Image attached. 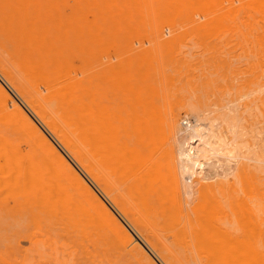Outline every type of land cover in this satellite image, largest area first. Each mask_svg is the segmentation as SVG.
Returning <instances> with one entry per match:
<instances>
[{
	"label": "rangeland",
	"instance_id": "374dc122",
	"mask_svg": "<svg viewBox=\"0 0 264 264\" xmlns=\"http://www.w3.org/2000/svg\"><path fill=\"white\" fill-rule=\"evenodd\" d=\"M25 7L0 9V62L10 73L7 79L0 72V83L9 107L16 101L56 141L114 221H92L75 198L68 206L79 221L67 219L62 204L24 191L2 166L0 264H241V252L245 264H264V0H25ZM36 88L52 94L48 106L61 120L66 114L84 127L102 121L130 150L154 155L152 163L130 165L132 176L144 175L138 184L110 174L139 225L28 107ZM194 110L215 124L227 146L237 138L240 150L218 158L219 167L206 165L208 176L220 174L196 182L190 195L180 185L178 216L164 158L173 143L166 120L173 114L175 131L184 129ZM148 128L155 129L152 140ZM10 146L33 149L21 129L0 122V165ZM213 237L221 246L210 251L203 244L214 245Z\"/></svg>",
	"mask_w": 264,
	"mask_h": 264
},
{
	"label": "bare ground",
	"instance_id": "6f19581e",
	"mask_svg": "<svg viewBox=\"0 0 264 264\" xmlns=\"http://www.w3.org/2000/svg\"><path fill=\"white\" fill-rule=\"evenodd\" d=\"M5 6H10V8H13L16 11L26 8L25 0H0V9L1 10L4 9ZM0 72L5 78L10 79V73L5 70L1 62H0ZM1 84L2 83H0V122L9 123L21 129V131L27 136L28 140L31 142L33 149L30 153L29 152L25 153L24 150L21 151L18 147L15 148L10 146L9 150H7L6 153H4V157L2 156L3 160L1 159V163H3L4 165L3 164L0 165L1 166L0 168H2V166L3 169L4 167H6L9 176L14 178L10 180H13V182L15 183L17 182L19 186L21 185V187H23V190L25 187V190L27 189L26 192L29 191L30 193L33 194V196H35L34 194L37 195L39 194V196L42 195L40 197L42 198V200L43 198L45 199L44 201L45 203L49 201L55 204H60V205L62 204L63 207H65L64 214L67 219H71V220L73 219L74 221H79V217L76 216L77 213L71 210V208L68 206V204H70V201H72L75 198L78 202H80L85 206L86 212L89 214V217L91 218L92 221H97L101 225L104 224L108 226L107 222L112 221L114 217L112 213L109 211L105 202L102 201L103 199L100 198L101 196L98 195V192L95 191V188L91 186L90 182H88L89 180L86 181V179L81 176L82 174L79 175L76 172V170L67 162V160L64 158V156L56 147L54 143L56 141L55 140L52 141L51 140L52 138L50 139L49 138L50 136L48 137V135H46V132H44L42 128L40 129V127L33 121L34 119L30 117V115H27V112L24 111V108H22V106L18 104L14 99L13 100L15 102L12 100L14 102L13 103L14 108H12V110L10 109L9 107L10 93L7 92L5 87H3ZM40 88H42V86ZM20 94L24 96V94H22V91L20 92ZM35 94H36L35 100L28 101L27 104L28 107H30L31 110L34 111V113L40 119L43 125L52 133L53 137H55V139L58 140L59 142L58 144H60L64 149H66L67 152L69 151L72 153V155L74 156L80 167L84 169L87 175L93 180V182L98 186V188H100L99 190L100 191L102 190V192L107 196V198L110 199L109 201L113 203V205L122 213V215L124 214L127 220H130L132 223L139 225L140 224L139 218L132 211L130 206H128L127 201L122 197V195H120L119 192H117L118 188L112 184L110 174L113 176H117V178H119L124 182L129 180L130 178H135L134 183H136L137 180L138 181L137 184H138L140 180H143L144 175L140 174L138 175V177L132 176L130 173V165L135 161L136 163H141V162L152 163L151 161L153 160L154 155L152 153L143 154L142 152H136L130 150L129 147L126 146V144L121 142L119 138L118 130L114 127L106 126L105 123H103L102 121L91 120L90 126L84 127L81 125H76L75 120H73L72 118L69 117V115L67 116L66 114H65L66 118H64V120L63 119L61 120L52 112L51 108L48 106L52 98V94L50 93L43 94L38 88L35 89ZM195 110L193 113L194 116L192 115L195 120L192 123L189 122L188 125L186 124L187 127L184 129L180 128L178 131H175V122H174L173 114H171L169 118L166 120L169 126L167 130V136L169 139L171 140L173 139L172 140L173 143L169 146L168 149H165L166 154L164 158L167 168L170 171V175L172 179V187L174 192L172 198L176 202L175 208L177 210L176 212L177 214L179 213L177 208V203L180 204V199H179L180 198L179 191L181 189L180 185H182L183 187L181 190L184 189L186 195L187 196L190 195L189 193L193 192V188H194L193 185L196 182L202 184L203 181L206 182L213 178L214 174L213 176H208L207 173L206 174L204 173L206 165L214 164L215 166L217 162H220L219 159L221 157L222 158L224 157L227 160L229 157H234L236 154L235 152L240 150V148H238L237 138H234L233 140L234 143L230 144L231 147L227 146L228 143H226L225 136L223 137L221 135H218L217 133L218 130L216 132L215 124L211 121L208 122L204 116L202 117L201 114H199V111L196 113ZM159 129L160 127L156 129V132L158 134L160 133V131H158ZM154 131L155 129L152 128L147 129V137L151 140L154 139V137L156 136L155 135L156 132ZM221 131L223 132V130H220V132ZM165 133L164 132L162 133L163 134L161 136L162 138L163 136L166 137V135H164ZM177 133L180 134L181 136L178 138L176 137L177 138L176 140L175 136L177 135ZM78 141H80V143H78ZM228 142H230L229 139ZM240 144L244 145V143H239V146H241ZM2 153L3 152H1V154ZM214 158L215 160L216 159L217 160L215 161ZM225 159H223V162L225 161ZM217 166L219 167L218 164ZM229 173L225 175L226 178L228 177ZM218 174L215 175L218 176ZM197 175L198 176L200 175V177H198ZM194 177H198V178L197 179L195 178L196 180H194ZM208 184L203 185L204 187L202 188L203 189L202 194L204 195L206 194L204 193V191L208 189ZM96 185L94 186L97 187ZM134 186L135 185L132 183L131 187ZM148 190L149 191L151 190L150 185ZM184 197H186L185 194ZM186 198L185 200H188ZM175 202L173 203L174 206H175ZM189 205L191 204L189 203ZM210 232H212V230ZM217 235L218 234L216 233V236ZM128 237L129 240H132V237L130 235ZM214 238L215 237H213V239ZM216 239H214L215 240L214 245L216 244V241L219 240V238L218 240ZM134 240L131 243H134ZM204 241L205 240H203L202 243ZM207 241L206 244H203L205 247H207L206 245H209L206 248L207 250L210 249V251L211 250L215 251L214 250L215 247L220 248L221 246L219 245L220 244L219 241L217 243L218 245L216 244V246H214L212 243L211 246L209 241H208L209 244H207L208 243ZM131 243H129V245ZM238 243L239 242H236V244ZM241 243L242 242H240L239 244ZM244 244L247 245V243ZM198 245L201 246L202 244L199 243ZM228 246L230 247L229 249H232L233 247L227 245V247ZM236 247L238 246H235L233 248ZM238 249L240 250V248ZM228 251L225 252L226 253L232 252L231 250L230 252ZM218 252L219 249H217V254ZM225 252L223 256L226 254ZM238 253L233 254L232 252L230 254L237 255ZM241 255L242 256L240 257L239 260L241 264H245V260H246L245 255L242 254V252Z\"/></svg>",
	"mask_w": 264,
	"mask_h": 264
}]
</instances>
